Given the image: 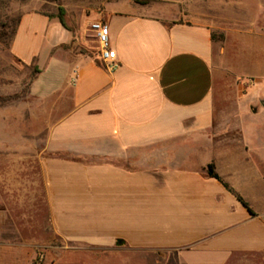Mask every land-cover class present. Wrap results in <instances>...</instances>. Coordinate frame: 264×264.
<instances>
[{
    "label": "crops",
    "instance_id": "obj_1",
    "mask_svg": "<svg viewBox=\"0 0 264 264\" xmlns=\"http://www.w3.org/2000/svg\"><path fill=\"white\" fill-rule=\"evenodd\" d=\"M117 4L75 25L27 10L14 29L9 53L35 73L0 87V264H77L84 247L264 264V155L216 105L223 48L207 23Z\"/></svg>",
    "mask_w": 264,
    "mask_h": 264
},
{
    "label": "rangeland",
    "instance_id": "obj_2",
    "mask_svg": "<svg viewBox=\"0 0 264 264\" xmlns=\"http://www.w3.org/2000/svg\"><path fill=\"white\" fill-rule=\"evenodd\" d=\"M232 1H239L242 9H234ZM110 2L147 7L167 22L207 23L216 42V53L223 48L222 62L217 61L223 69L217 76L216 105L224 107V120L238 121L246 128L247 135L244 129L235 132L238 137L255 139L264 155V14L260 11L264 0H0V87L26 90L35 73L9 53L13 30L25 11L39 9L59 17L63 10L68 25H75L81 15H93L92 22ZM93 34L92 43L99 45ZM22 97L18 93L11 98L18 101ZM1 100L4 97L0 96ZM235 108L240 110L236 115L230 112ZM41 237L46 243L61 244L52 234ZM74 259L77 264H173L150 253L123 256L87 247Z\"/></svg>",
    "mask_w": 264,
    "mask_h": 264
},
{
    "label": "built area",
    "instance_id": "obj_3",
    "mask_svg": "<svg viewBox=\"0 0 264 264\" xmlns=\"http://www.w3.org/2000/svg\"><path fill=\"white\" fill-rule=\"evenodd\" d=\"M92 30L95 32L97 41L100 46L99 58L110 69H115L117 67L116 52L111 48L109 26H107L103 22L94 23L92 25Z\"/></svg>",
    "mask_w": 264,
    "mask_h": 264
},
{
    "label": "trees",
    "instance_id": "obj_4",
    "mask_svg": "<svg viewBox=\"0 0 264 264\" xmlns=\"http://www.w3.org/2000/svg\"><path fill=\"white\" fill-rule=\"evenodd\" d=\"M59 19H60V21L64 24V25H66V21H65V18H64V11L62 10V13H61V15L58 17ZM14 34H15V30L13 31V36H14ZM213 37V36H212ZM213 39H214V37H213ZM208 175L210 176V177H212V178H216V179H218V180H220V181H222V179L220 178V176L216 173V171H215V168H214V165H210L209 166V168H208ZM227 186V185H226ZM238 198H239V200L246 206V207H248L249 208V206H248V204L240 197V196H238ZM250 209V208H249ZM250 211H252L251 209H250Z\"/></svg>",
    "mask_w": 264,
    "mask_h": 264
}]
</instances>
